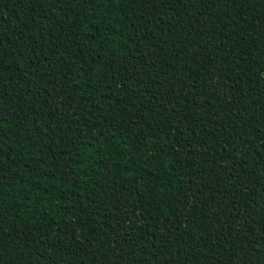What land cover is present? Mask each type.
<instances>
[{
	"label": "trees",
	"instance_id": "1",
	"mask_svg": "<svg viewBox=\"0 0 264 264\" xmlns=\"http://www.w3.org/2000/svg\"><path fill=\"white\" fill-rule=\"evenodd\" d=\"M0 264H264V0H0Z\"/></svg>",
	"mask_w": 264,
	"mask_h": 264
}]
</instances>
